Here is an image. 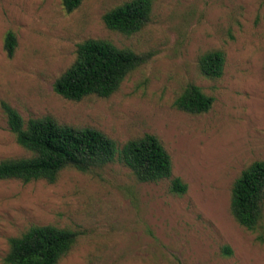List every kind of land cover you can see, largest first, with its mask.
Segmentation results:
<instances>
[{
    "label": "rangeland",
    "instance_id": "rangeland-1",
    "mask_svg": "<svg viewBox=\"0 0 264 264\" xmlns=\"http://www.w3.org/2000/svg\"><path fill=\"white\" fill-rule=\"evenodd\" d=\"M127 1L83 0L68 14L61 0H0V161L29 156L10 130L5 101L26 122L52 116L93 127L120 148L155 135L187 192L173 194L172 179L141 183L118 161L90 175L67 169L54 184L1 180L0 264L11 238L44 225L80 234L58 264H264V219L252 232L231 213L235 181L264 160V0H155L151 22L132 36L103 21ZM9 31L17 38L12 58ZM89 39L148 62L109 98L65 100L55 83ZM212 51L226 56L219 79L200 71ZM191 83L214 98L209 112L175 107Z\"/></svg>",
    "mask_w": 264,
    "mask_h": 264
},
{
    "label": "trees",
    "instance_id": "trees-1",
    "mask_svg": "<svg viewBox=\"0 0 264 264\" xmlns=\"http://www.w3.org/2000/svg\"><path fill=\"white\" fill-rule=\"evenodd\" d=\"M70 14L83 0H61ZM155 0H130L108 11L103 21L107 29L132 36L151 22ZM4 48L12 58L17 38L9 31ZM148 62V56L132 49L119 48L105 40L89 39L78 45L77 58L56 81L55 93L65 100L79 102L89 96L109 98L125 79ZM226 56L222 51L204 54L199 61L203 76H223ZM214 98L195 85L188 84L174 105L193 115L209 112ZM16 142L29 156L0 161V181L23 183L46 181L54 184L61 173L74 169L95 174L109 164L120 162L141 183H158L172 179L173 160L162 141L155 135L129 140L122 148L103 131L88 126L64 124L52 116L33 118L27 122L10 104H1ZM188 186L180 178L171 180V192L183 195ZM231 213L239 225L256 232L264 219V160L252 163L235 181ZM80 234L76 230L53 225L32 226L22 235L9 240L4 264H58L75 246ZM262 237L259 240L262 241ZM228 252H230L228 250Z\"/></svg>",
    "mask_w": 264,
    "mask_h": 264
}]
</instances>
